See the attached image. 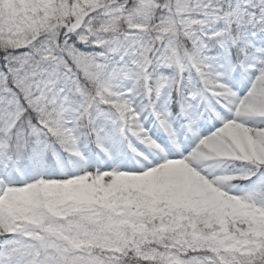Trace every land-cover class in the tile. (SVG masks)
I'll list each match as a JSON object with an SVG mask.
<instances>
[{
    "label": "snow or ice",
    "instance_id": "snow-or-ice-1",
    "mask_svg": "<svg viewBox=\"0 0 264 264\" xmlns=\"http://www.w3.org/2000/svg\"><path fill=\"white\" fill-rule=\"evenodd\" d=\"M0 264H264V0H0Z\"/></svg>",
    "mask_w": 264,
    "mask_h": 264
}]
</instances>
